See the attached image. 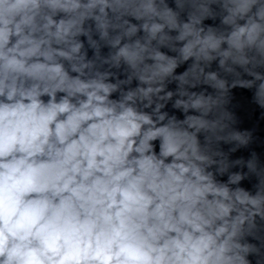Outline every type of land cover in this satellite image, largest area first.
Listing matches in <instances>:
<instances>
[{
	"label": "clouds",
	"instance_id": "clouds-1",
	"mask_svg": "<svg viewBox=\"0 0 264 264\" xmlns=\"http://www.w3.org/2000/svg\"><path fill=\"white\" fill-rule=\"evenodd\" d=\"M0 264H264V0H0Z\"/></svg>",
	"mask_w": 264,
	"mask_h": 264
}]
</instances>
